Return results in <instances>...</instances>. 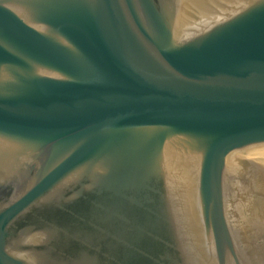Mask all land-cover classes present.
<instances>
[{"label":"water","instance_id":"obj_1","mask_svg":"<svg viewBox=\"0 0 264 264\" xmlns=\"http://www.w3.org/2000/svg\"><path fill=\"white\" fill-rule=\"evenodd\" d=\"M264 0H0V264H264Z\"/></svg>","mask_w":264,"mask_h":264},{"label":"bare ground","instance_id":"obj_2","mask_svg":"<svg viewBox=\"0 0 264 264\" xmlns=\"http://www.w3.org/2000/svg\"><path fill=\"white\" fill-rule=\"evenodd\" d=\"M252 159L264 162V150L257 151L250 156Z\"/></svg>","mask_w":264,"mask_h":264}]
</instances>
